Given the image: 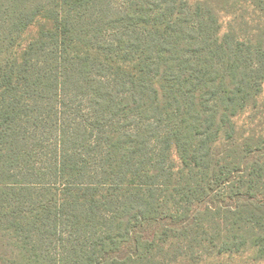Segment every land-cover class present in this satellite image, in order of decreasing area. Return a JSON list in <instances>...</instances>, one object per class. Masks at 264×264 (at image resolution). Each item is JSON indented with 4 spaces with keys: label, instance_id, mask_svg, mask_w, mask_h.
Segmentation results:
<instances>
[{
    "label": "trees",
    "instance_id": "obj_1",
    "mask_svg": "<svg viewBox=\"0 0 264 264\" xmlns=\"http://www.w3.org/2000/svg\"><path fill=\"white\" fill-rule=\"evenodd\" d=\"M263 87L264 0H0V264H264Z\"/></svg>",
    "mask_w": 264,
    "mask_h": 264
},
{
    "label": "rangeland",
    "instance_id": "obj_2",
    "mask_svg": "<svg viewBox=\"0 0 264 264\" xmlns=\"http://www.w3.org/2000/svg\"><path fill=\"white\" fill-rule=\"evenodd\" d=\"M259 100L260 102H264V87H263V93L260 96ZM247 115L248 114L240 118L239 121L240 125L247 121ZM199 264H250V263L246 261V257L243 258V257L223 255L219 257L206 258L203 261L199 262Z\"/></svg>",
    "mask_w": 264,
    "mask_h": 264
}]
</instances>
